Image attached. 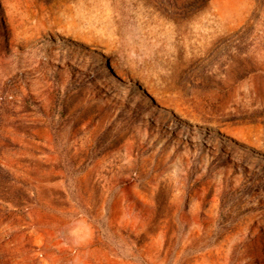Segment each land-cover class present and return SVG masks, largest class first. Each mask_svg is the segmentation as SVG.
Wrapping results in <instances>:
<instances>
[{
	"label": "rangeland",
	"instance_id": "374dc122",
	"mask_svg": "<svg viewBox=\"0 0 264 264\" xmlns=\"http://www.w3.org/2000/svg\"><path fill=\"white\" fill-rule=\"evenodd\" d=\"M0 264H264V0H0Z\"/></svg>",
	"mask_w": 264,
	"mask_h": 264
},
{
	"label": "bare ground",
	"instance_id": "6f19581e",
	"mask_svg": "<svg viewBox=\"0 0 264 264\" xmlns=\"http://www.w3.org/2000/svg\"><path fill=\"white\" fill-rule=\"evenodd\" d=\"M117 75H120V74H117ZM120 77H122L121 75H120ZM123 80H125V79H123ZM77 260V259H76ZM79 260V259H78ZM80 262V261H79Z\"/></svg>",
	"mask_w": 264,
	"mask_h": 264
}]
</instances>
